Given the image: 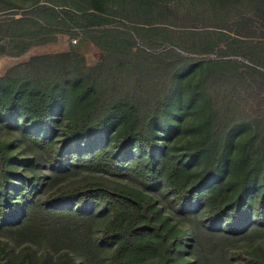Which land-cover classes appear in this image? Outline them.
I'll return each instance as SVG.
<instances>
[{
  "label": "trees",
  "instance_id": "1",
  "mask_svg": "<svg viewBox=\"0 0 264 264\" xmlns=\"http://www.w3.org/2000/svg\"><path fill=\"white\" fill-rule=\"evenodd\" d=\"M82 1L88 10L72 15L37 4L12 19L13 30L20 35L34 18L62 31L90 28L104 25L113 13L110 0ZM148 1L158 3L161 15L170 10L171 0H129L136 10ZM208 2L224 7L225 15L239 14V27L252 26L257 14L264 17V10L251 2L241 6L248 8L244 13L227 7L229 0ZM215 17L222 23L213 27L226 29L225 16ZM210 34L224 35L215 29L205 37L192 32L193 52L213 51L217 42ZM156 36L154 26L137 22L105 28L99 41H93L113 50L140 38L149 54L146 46L158 42ZM226 48L264 65V41L234 38ZM108 54L89 72L54 74L33 68L69 55L60 52L32 56L27 72L11 69L0 75V123L19 128L15 145L0 140V264H264L262 244L230 253L222 248L214 262L210 249L198 241L199 235H244L254 223L264 224V157L249 160L246 155L237 165L235 181L225 180L227 170L236 166L227 122L179 147L169 145L171 137L164 132L181 108L180 89L168 88L160 97L141 75H126L127 82L118 88ZM178 57L159 59V68L178 87L199 69L192 95L203 87L196 95L202 102L226 82L216 65L206 66L195 56ZM251 69L262 74L257 66ZM234 80L250 89L254 100L262 98L261 81L251 77L250 83L236 74ZM192 97L183 102L189 106ZM63 111L72 116L58 139L56 123ZM249 118L264 126L263 118ZM199 157L203 165L196 171L191 160ZM78 173L83 175L70 179Z\"/></svg>",
  "mask_w": 264,
  "mask_h": 264
},
{
  "label": "rangeland",
  "instance_id": "2",
  "mask_svg": "<svg viewBox=\"0 0 264 264\" xmlns=\"http://www.w3.org/2000/svg\"><path fill=\"white\" fill-rule=\"evenodd\" d=\"M246 2H251L252 5L264 10V0H229L227 7H239L238 12L244 13L248 8L241 6ZM41 3L62 8L70 15L88 10L82 0H0V7H2L0 10V75L11 69H14L16 73L27 72L30 69L27 63L32 56L60 52H67L69 55L67 58L46 59L42 64L33 66V68L38 67L41 73L54 74L74 70L89 72L92 67L99 65V62L109 53L108 57L118 77L116 84L118 88L127 82L126 75L131 77L141 75L155 86L151 90L153 93H159L160 97L165 95L168 88L171 92L177 88L180 89L181 108L177 114L171 116L173 125L170 131L164 132L171 137L167 142L169 145L179 147L181 144L204 136L210 126L216 130L221 124L227 122L229 123L228 130H232L230 158L236 166L233 164L234 170H227L225 180L235 181L239 175L237 165L246 155L249 160L258 156L264 157V126L257 127L249 118L252 116L264 119V91L260 93L262 98H258L257 101L251 98L250 89L242 88L237 80L232 81L233 75L236 74V76L246 78L250 83L251 77L264 83V65H254L243 52L226 48V43L234 38L264 41L263 16L257 14L252 20V26L239 27L235 25L239 14L225 15L224 7L211 6L208 0H171L168 4L170 10H166L162 15L159 14L161 9L158 3L154 4L152 1H148L143 8L136 10L129 0H110L109 6L113 13L108 14L104 25L62 31L44 24L42 20L29 19V17L25 29L21 30L20 35L16 34L13 30L12 19L17 20L23 17L26 11ZM218 13L225 16L226 29L213 27L217 21L222 23L221 19L216 20L215 15ZM145 16L146 18H143ZM137 22L148 28L154 26L157 32L156 37H160L158 42L146 46L145 51L149 54L143 52L140 38L130 39L126 48H114L113 50L101 48L93 41L94 38L99 41L101 30L105 28L132 27ZM214 29L222 31L224 35L210 34V37L217 42L213 51L193 52L190 46L192 32L205 37ZM220 48L224 51H220ZM170 49L174 51L167 52ZM187 55L199 57L206 66L216 65L226 78V82L221 81L219 86L214 87L204 102L201 97H196L197 94L202 93L203 87L196 88V95H192V89L196 87L202 74L199 69L190 73L194 78L185 77L178 87L173 84L174 81H171L167 72L158 66L159 59L178 60L180 59L178 56ZM154 56H159V58H154ZM253 66H257L262 74H253L251 69ZM261 83L260 86L263 85ZM188 95L194 98L189 106L183 102ZM71 116L67 111H63L59 116L56 123L59 129L58 139H61ZM18 135L19 128L0 123V140L15 145ZM11 152H16V150ZM191 163L197 171L202 167L203 160L199 157L191 160ZM82 175L83 173L71 175L70 179H78ZM112 179L115 180V178ZM198 241L205 248L210 249V258L217 262V255L222 248L230 253L250 249L256 244L264 246V224L254 223L244 235L217 234L214 237L199 235ZM206 253L208 254L209 251Z\"/></svg>",
  "mask_w": 264,
  "mask_h": 264
}]
</instances>
